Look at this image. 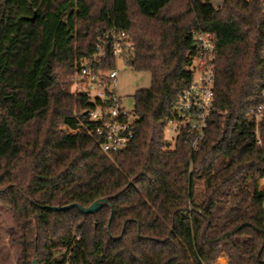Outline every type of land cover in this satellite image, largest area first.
Here are the masks:
<instances>
[{"label":"trees","instance_id":"16d2710c","mask_svg":"<svg viewBox=\"0 0 264 264\" xmlns=\"http://www.w3.org/2000/svg\"><path fill=\"white\" fill-rule=\"evenodd\" d=\"M113 27L130 32L152 87L135 94L132 142L106 152L88 133L93 102L71 87ZM196 29L217 43L215 109L197 149L184 131L172 148ZM262 90L264 0H0V198L23 264H215L222 251L264 264V118L259 143L247 117ZM103 197L94 213L49 207Z\"/></svg>","mask_w":264,"mask_h":264},{"label":"built area","instance_id":"2783aa9c","mask_svg":"<svg viewBox=\"0 0 264 264\" xmlns=\"http://www.w3.org/2000/svg\"><path fill=\"white\" fill-rule=\"evenodd\" d=\"M192 33L197 48L192 66L194 77L176 102L166 132H175L177 138L184 131L191 139V147L197 149L215 109L217 43L211 32L196 29ZM134 48L135 41L127 30L117 27L104 30L95 42L93 53L80 60L73 76L77 92L88 95L93 102L86 111L94 123L88 133L102 138V148L106 152L125 149L135 136L136 113L122 106L117 88L119 59L131 64ZM110 59L115 65L108 68ZM261 97V102L253 105L247 116L256 128L259 143H262L260 124L264 118V90ZM260 189L264 190V177L260 179ZM227 263L230 264L228 259Z\"/></svg>","mask_w":264,"mask_h":264},{"label":"rangeland","instance_id":"374dc122","mask_svg":"<svg viewBox=\"0 0 264 264\" xmlns=\"http://www.w3.org/2000/svg\"><path fill=\"white\" fill-rule=\"evenodd\" d=\"M211 2L215 6H219L223 3V0H211ZM118 72L117 88L122 96V106L132 112L135 109V94L137 91L152 87V74L147 70L134 69L130 63L122 58L119 59ZM71 88L77 93L78 88L74 83ZM166 138L170 140L173 148L176 144L175 132H166ZM225 161L227 162L228 159ZM204 192V182L199 180L196 184V194L199 199L203 197ZM21 233L22 230L19 227L18 220L9 206L2 202L0 198V264H23L22 247L16 242ZM225 256H228L226 251H222L216 261L219 259V264H228V258L226 259Z\"/></svg>","mask_w":264,"mask_h":264},{"label":"water","instance_id":"95a60500","mask_svg":"<svg viewBox=\"0 0 264 264\" xmlns=\"http://www.w3.org/2000/svg\"><path fill=\"white\" fill-rule=\"evenodd\" d=\"M109 199L107 197H103L100 199L95 200L92 204L89 206H84L78 202L70 203L68 205H57V206H49L52 209L55 210H62V209H69L73 207H78L81 211L84 213H94L96 211H99L104 205L108 204ZM34 264L37 263V259H34Z\"/></svg>","mask_w":264,"mask_h":264},{"label":"crops","instance_id":"0c3cea01","mask_svg":"<svg viewBox=\"0 0 264 264\" xmlns=\"http://www.w3.org/2000/svg\"><path fill=\"white\" fill-rule=\"evenodd\" d=\"M225 255H226V254H225ZM220 257H221V256H220ZM220 257H219V258H220ZM225 257L229 259V257H228V256H225Z\"/></svg>","mask_w":264,"mask_h":264}]
</instances>
